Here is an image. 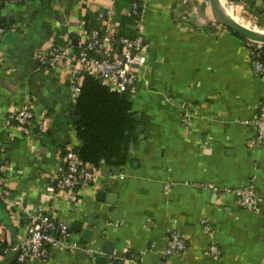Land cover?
Here are the masks:
<instances>
[{"label": "crops", "instance_id": "crops-1", "mask_svg": "<svg viewBox=\"0 0 264 264\" xmlns=\"http://www.w3.org/2000/svg\"><path fill=\"white\" fill-rule=\"evenodd\" d=\"M239 1L237 16L264 18V0ZM203 3L146 5L150 60L132 96L144 133L131 141L124 165L103 167L94 185L74 199L69 191L57 193L50 209L69 225L70 237L36 264H97L89 249L101 253L104 264H264V143L252 145L264 78L254 71L250 41L213 23ZM112 4L29 0L0 9L7 27L0 39V164L12 168L9 196L23 197L30 210L51 206L46 177L58 174V154L78 144L68 75L63 69L40 70L36 55L57 42L67 44L86 24L97 26V13ZM120 21L116 15L117 28ZM28 97L36 101L37 123L47 127L41 140L8 118ZM105 185L110 188L101 202L97 195ZM211 185L224 193L249 189L255 201L241 207L238 197H222ZM112 195L116 203L109 206ZM5 210L0 208L6 251L0 264H17L12 248L25 239L26 222ZM203 220L213 235H206ZM87 231L93 233L91 242L84 240ZM174 234L183 236L188 248L165 257ZM74 245L83 248L73 250ZM212 245L220 251L219 261L209 252Z\"/></svg>", "mask_w": 264, "mask_h": 264}, {"label": "built area", "instance_id": "built-area-1", "mask_svg": "<svg viewBox=\"0 0 264 264\" xmlns=\"http://www.w3.org/2000/svg\"><path fill=\"white\" fill-rule=\"evenodd\" d=\"M28 0H0V9L4 4H23ZM109 9L99 11L97 20L101 23L100 28L81 29L74 37H68L64 47L52 44L49 48L40 49L36 60L40 70L63 69L68 75L69 88L73 101L81 92V85L86 76L102 79L104 84L118 94H127L132 97L137 92V85L141 75L147 71L150 60V48L144 31V11L151 0H134L127 9V15L138 18L135 26V37L120 36L119 28L116 27L115 18L117 15L116 3ZM227 9H231L234 15L235 6H240L239 0H222ZM239 17V16H238ZM7 32L0 15V39ZM250 52L254 62V71L264 78V44L250 42ZM0 61H3L0 48ZM28 97L24 103L12 112L8 118L12 125L20 129H32L37 139H43L47 131L44 122L37 123L35 112L36 101ZM186 117H190L188 112ZM186 121H189L185 119ZM258 137L252 145L264 143V102L259 107L257 117ZM0 145V153H1ZM59 172L47 176L48 191L51 194V206L30 210L24 205L23 197L12 198L9 196L11 179L8 172L12 171L9 163L0 164V201L10 212L11 216H20L26 222V237L23 241L15 244L12 248L17 255V264H36L37 261H46L50 258V247L62 246L67 243L70 237V227L67 223L59 220L51 212L50 208L56 200L58 192L69 191L74 194L72 199L77 197L79 191L86 190L94 185L101 170L85 165L76 146L68 144L58 154ZM211 190L222 197L231 194L239 198L241 207L252 206L255 197L249 189L242 191H224L218 186L211 185ZM206 235H213V228L206 220L201 221ZM4 228L0 221V249L4 245ZM78 250L77 245L71 246ZM187 242L183 236L174 234L168 240L165 249V257L180 256L187 250ZM6 251L2 252L5 253ZM209 252L215 261H219V249L215 245L209 248ZM0 253V259L3 257ZM92 262L102 256L97 250L89 249L88 252ZM215 255V256H214ZM218 259V260H217Z\"/></svg>", "mask_w": 264, "mask_h": 264}, {"label": "trees", "instance_id": "trees-1", "mask_svg": "<svg viewBox=\"0 0 264 264\" xmlns=\"http://www.w3.org/2000/svg\"><path fill=\"white\" fill-rule=\"evenodd\" d=\"M133 1L118 0L116 3L117 16L121 20L118 22L120 36L135 37L136 35L135 26L138 24V18L126 13ZM100 27L101 24L98 23L97 26L86 24L85 28L90 30ZM232 33L246 40L239 34ZM55 44L60 47L66 45L58 42ZM133 101V98L127 94H118L107 87L102 79L85 77L81 92L72 107V114L77 112V115H72L75 125L74 137L78 141L76 150L85 165L101 170L106 166L126 163L131 141L135 138L140 124L136 121ZM45 135L47 132L44 133ZM0 208L6 212L1 201ZM4 250L5 245L1 247L0 253Z\"/></svg>", "mask_w": 264, "mask_h": 264}, {"label": "water", "instance_id": "water-1", "mask_svg": "<svg viewBox=\"0 0 264 264\" xmlns=\"http://www.w3.org/2000/svg\"><path fill=\"white\" fill-rule=\"evenodd\" d=\"M208 9L210 10V17L211 20L213 21V23L229 30L232 32H235L237 34H239L241 37H243L244 39L250 41V42H255V43H261L264 44V30H255V29H251L241 23H239L234 16L230 15L227 8L225 7V5L223 4L222 0H209V4L208 3H203L202 4V10L203 13L206 14V12H208ZM193 22L196 20V16L193 17ZM75 115H77V112L74 113ZM143 117L141 115H136V121L138 123H142ZM144 133V127L141 125L137 128V134L142 135ZM134 145L131 146V148H133ZM121 173V169H117V171H115V175L119 176ZM105 176H109V173L106 172ZM110 185H105L104 187H102V190L98 193L97 195V199L101 202L104 201V197L106 195V192L109 190ZM115 198L113 197V195L111 197H109L108 199V204L109 206L114 205L116 202V200H114ZM84 240L87 242H91L92 238H93V233L91 231H87L85 232L84 235ZM109 242H106L104 245L105 247H107ZM79 248H83L82 245L78 246ZM106 255V253H105ZM110 255V254H109ZM96 263L97 264H104L107 262V259L105 258H101V256L97 257L96 259Z\"/></svg>", "mask_w": 264, "mask_h": 264}, {"label": "rangeland", "instance_id": "rangeland-1", "mask_svg": "<svg viewBox=\"0 0 264 264\" xmlns=\"http://www.w3.org/2000/svg\"><path fill=\"white\" fill-rule=\"evenodd\" d=\"M204 2H207L209 4V0H204ZM236 17H238L237 13H236ZM238 18L245 21L248 24V27L251 29L264 30V25H263L264 24V18L261 19V17H258L259 19H256V20H251V19H247L245 17H240V16ZM260 23H262V25H260Z\"/></svg>", "mask_w": 264, "mask_h": 264}, {"label": "bare ground", "instance_id": "bare-ground-1", "mask_svg": "<svg viewBox=\"0 0 264 264\" xmlns=\"http://www.w3.org/2000/svg\"><path fill=\"white\" fill-rule=\"evenodd\" d=\"M227 10H228L229 14L233 16V14H232L233 12H231V13H230L229 9H227ZM234 18L237 20V18H238V17L236 18V17L234 16ZM239 20H240V19H239ZM239 22L242 24V22H241V21H239ZM243 23H244V22H243ZM243 25H245V26H247V27H248V25H246V23H244Z\"/></svg>", "mask_w": 264, "mask_h": 264}]
</instances>
